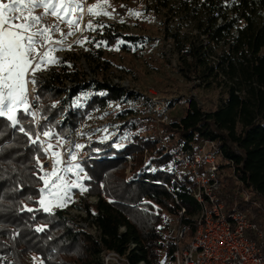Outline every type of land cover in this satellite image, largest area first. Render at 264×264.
I'll list each match as a JSON object with an SVG mask.
<instances>
[{
	"label": "trees",
	"instance_id": "16d2710c",
	"mask_svg": "<svg viewBox=\"0 0 264 264\" xmlns=\"http://www.w3.org/2000/svg\"><path fill=\"white\" fill-rule=\"evenodd\" d=\"M121 1L118 10L125 16L131 2L142 0ZM157 1L184 74L221 88L218 106L207 110L191 97L172 123L131 107L139 93L112 80L105 54L117 48L135 52L145 39L111 22L94 27L96 36L84 50L67 52L48 76L35 79L38 99L27 105L31 115L21 108L15 127L0 117V264H104L111 251L125 264H170L175 218L186 209L182 224L190 239L200 213L194 174L172 151H198L206 140L221 149L219 198L229 207L235 201L250 207L264 229V0ZM188 23L190 32L184 29ZM113 103L124 107L102 128L108 134L98 137L101 129L89 127L91 114ZM78 137L85 139L87 158L78 165L85 170L87 194L97 197L86 198L84 208L98 237L65 208L46 212L39 203L49 140H60L69 156ZM239 180L261 207L239 195Z\"/></svg>",
	"mask_w": 264,
	"mask_h": 264
},
{
	"label": "rangeland",
	"instance_id": "374dc122",
	"mask_svg": "<svg viewBox=\"0 0 264 264\" xmlns=\"http://www.w3.org/2000/svg\"><path fill=\"white\" fill-rule=\"evenodd\" d=\"M7 2V0H3ZM83 7H88L94 4H101L103 11L108 12L110 15H104L103 11L100 15H92L87 11V17L84 21L80 19L78 29H69L66 24H61L60 28L63 32L74 31V35H68L66 38L60 36V33H55L53 39L61 40L62 44L50 45L57 50L49 53L50 58L55 59V63L42 64L40 70L35 71L34 77L29 73L28 79L34 80L39 76H48L49 71L53 68L59 60H61L67 52L73 50H84L88 42H91L96 36L94 27H101L104 22H111L117 26L118 30L126 33H136L143 36L145 42L141 49L134 51H123L119 48L106 51L105 59L111 61V77L112 80L130 91H138V98L131 99L129 105L135 107L138 111L151 110L155 113L154 106L156 101H165L168 104V112L171 116L177 117L183 113L187 100L191 97L198 99L204 109L210 110L216 108L220 102L221 97L224 95L221 88H216L214 85L207 83L200 84V81L194 76H187L184 74L182 66L179 63V52L171 40L165 36V29L162 23L164 15L158 10L157 0H142L140 2H131L130 10L127 15L122 16L119 13V6L121 0H82ZM145 7H147L145 9ZM37 14L42 12V9H37ZM133 13H140L134 15ZM47 24H55L54 17H46ZM86 23V28L84 27ZM89 22L92 28L88 27ZM193 28L191 23L186 24L184 29L190 32ZM83 31L80 39L77 36ZM44 51L45 49H40ZM86 70H89L87 66ZM29 87L33 89V83L27 84V95ZM172 102V104H171ZM28 105L29 101H28ZM27 107V105H26ZM124 107L120 103H113L108 109L102 111H94L89 120V127L95 130H100L98 137L107 135V129H102L108 122L115 120L116 114ZM156 114V113H155ZM159 116V115H158ZM38 118V117H37ZM158 120L160 118L158 117ZM84 138L78 137L69 148V156L60 146L56 145V141H50L53 144L48 145L49 156L46 160H51L52 167L49 172L55 170L58 175L64 177V181L69 185L67 198L60 200L54 199L49 195L48 189L52 188L55 183L59 187V182L56 181L54 176H45L48 184L44 186L43 200L50 206V210L54 211L59 208L66 209V215L76 220L77 223L86 231L98 237L96 226L88 218L84 208L85 199L89 197L92 201H96V196H89L87 188L84 184L85 170L77 161L83 150ZM62 143V142H61ZM80 145L81 147H76ZM57 154L59 156L57 157ZM75 156V159L71 157ZM59 159L60 163L57 164L56 160ZM83 160V159H82ZM45 161V160H44ZM78 168L76 167L77 165ZM71 167L72 171L65 173L63 169ZM47 172V173H49ZM79 184L80 187L71 185ZM84 189V190H82ZM62 204L63 206H58ZM174 227V222L172 224ZM107 255V254H106ZM120 261V260H119ZM116 259L110 262L118 263ZM109 262V264H110ZM171 264V263H170Z\"/></svg>",
	"mask_w": 264,
	"mask_h": 264
},
{
	"label": "built area",
	"instance_id": "2783aa9c",
	"mask_svg": "<svg viewBox=\"0 0 264 264\" xmlns=\"http://www.w3.org/2000/svg\"><path fill=\"white\" fill-rule=\"evenodd\" d=\"M83 8L82 21L87 17V5ZM84 27H87L85 22ZM27 96L30 106L33 107L38 96L32 87H29ZM154 110L162 122L174 121L165 101H156ZM34 111L38 117L35 108ZM41 138L48 141L47 138ZM55 144L63 149L61 142L56 141ZM172 153L194 174L197 182L194 196L199 202L200 213L196 232L190 239H187V229L182 224L186 209L182 208L175 218L176 248L171 264H264V229L256 221L257 214L250 207L242 209L237 201L229 207L226 201L219 198L223 187L217 158L221 155L220 147L206 140L198 151L179 147ZM85 158L87 153H81L77 161ZM230 162L234 170V162ZM51 167V160L43 161L44 172H49ZM237 190L247 202L261 207L252 202L251 193L244 187L242 180L238 181ZM97 232L99 235L98 229ZM106 254L104 264H109L113 259L120 260L119 264H125L118 253L111 251ZM139 264L146 262L141 261Z\"/></svg>",
	"mask_w": 264,
	"mask_h": 264
},
{
	"label": "snow or ice",
	"instance_id": "6c2138e0",
	"mask_svg": "<svg viewBox=\"0 0 264 264\" xmlns=\"http://www.w3.org/2000/svg\"><path fill=\"white\" fill-rule=\"evenodd\" d=\"M104 3H107V0H104ZM37 9H42V12L37 14ZM83 11L82 0H0V117H6L13 127L19 124L16 113L21 108L25 114L31 115L26 107L27 84L35 83V80L28 79L29 73L34 77L35 71L40 70L42 64L56 62L54 58L49 57V53L57 49L49 46L62 44L63 39L54 40L55 33L59 32L63 38L74 35V31L63 32L60 25L66 24L70 30L78 29ZM87 11L92 15H100L103 11L102 5L94 4L88 7ZM103 14L110 15L106 11H103ZM49 16L55 18V24L46 23L45 18ZM88 27L92 28L91 22ZM20 130L23 131V128ZM44 135L48 133L45 132ZM71 158L75 159V156ZM56 163H60L58 158ZM63 171L69 173L72 168L67 167ZM46 175L54 176L60 185L57 187L54 183L52 188L48 189L49 195L57 200L67 198L69 185L64 181V177L58 175L55 170ZM44 183L47 185L48 181L45 180ZM71 186L80 187L79 184ZM39 203L44 211H50V206L45 200L41 199Z\"/></svg>",
	"mask_w": 264,
	"mask_h": 264
},
{
	"label": "bare ground",
	"instance_id": "6f19581e",
	"mask_svg": "<svg viewBox=\"0 0 264 264\" xmlns=\"http://www.w3.org/2000/svg\"><path fill=\"white\" fill-rule=\"evenodd\" d=\"M82 34H83V31L79 34V36H77V38L76 39H80L81 38V36H82ZM75 39V40H76Z\"/></svg>",
	"mask_w": 264,
	"mask_h": 264
},
{
	"label": "water",
	"instance_id": "95a60500",
	"mask_svg": "<svg viewBox=\"0 0 264 264\" xmlns=\"http://www.w3.org/2000/svg\"><path fill=\"white\" fill-rule=\"evenodd\" d=\"M77 40V39H76Z\"/></svg>",
	"mask_w": 264,
	"mask_h": 264
}]
</instances>
